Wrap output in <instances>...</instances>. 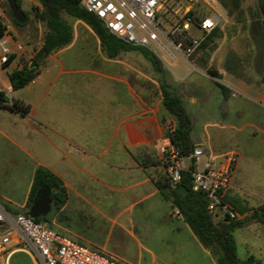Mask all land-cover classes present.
Masks as SVG:
<instances>
[{
	"label": "crops",
	"instance_id": "1",
	"mask_svg": "<svg viewBox=\"0 0 264 264\" xmlns=\"http://www.w3.org/2000/svg\"><path fill=\"white\" fill-rule=\"evenodd\" d=\"M0 16L8 26L0 40L15 51L10 61H0V91L9 103L0 106V169L4 168L3 158H8L3 174L11 183L9 188L0 185L1 205L29 213L34 173L43 165L63 179L68 192L67 202L52 217L50 227L79 244L108 253V240L122 233L143 254L162 261L170 257L183 260L192 251L211 255L157 187L154 178L162 166H144L133 154L137 148H145L160 155L165 112L161 99L146 98L150 95L148 83L159 78L182 98L192 119L195 147L207 146L213 151H206L216 156L228 152L226 147L238 153L233 187L227 191L249 208L264 205V197L251 200L255 195L249 193L245 176L264 168V156L255 150L256 144L264 142L263 85L249 83L223 65L213 66L204 54L190 61L183 57V63L178 56L168 57L163 59L161 71L138 48L111 55L97 33L82 21L81 31L74 28L73 42L51 53L26 86L14 89L9 74L26 62L34 63L42 47L44 26L36 23L38 30L31 39L25 31L30 19L25 25H15L5 0H0ZM19 42L25 46L23 52H16ZM79 42L82 49L74 51ZM122 52L135 55L126 60ZM141 61L147 71L140 69ZM210 67L220 77L211 75ZM15 100L29 110L11 108ZM209 127L215 128L218 139L211 136ZM242 138H246L244 142ZM244 143L249 144L250 152ZM223 217L215 214L218 221ZM19 252L12 254L11 262Z\"/></svg>",
	"mask_w": 264,
	"mask_h": 264
},
{
	"label": "built area",
	"instance_id": "2",
	"mask_svg": "<svg viewBox=\"0 0 264 264\" xmlns=\"http://www.w3.org/2000/svg\"><path fill=\"white\" fill-rule=\"evenodd\" d=\"M168 1L82 0L89 12L126 43L146 48L162 59L182 56L190 61L220 24L217 0H185L188 4L182 7L181 15L179 10L162 15L161 7ZM195 29L200 35L195 34ZM24 49L23 43L16 44V52ZM13 54L15 51L0 40V61L7 63ZM8 104L5 92L0 91V106ZM159 153L174 186L181 183L183 172L194 163L192 188L208 195L209 210L231 219L241 217L224 200L227 190L233 187L232 177L239 160L236 151L216 156L197 146L191 155L185 156L169 137H164ZM174 212L182 216L178 207H174ZM15 251L28 253L36 264H124L108 253L79 244L29 213L13 212L0 204V264H11Z\"/></svg>",
	"mask_w": 264,
	"mask_h": 264
},
{
	"label": "trees",
	"instance_id": "3",
	"mask_svg": "<svg viewBox=\"0 0 264 264\" xmlns=\"http://www.w3.org/2000/svg\"><path fill=\"white\" fill-rule=\"evenodd\" d=\"M39 1L40 5L33 8V14L35 20L41 22L44 26L42 47L33 59L35 66L30 67L26 62L22 68L15 69L9 74L14 89L26 86L39 74L41 67L46 65V58L51 53L73 42L74 26L65 15L87 23L100 37L102 46L109 54L115 55L121 49L130 47L138 48L143 50L149 60L154 63L156 69L161 71V62L153 52L143 47L130 45L118 38L105 26L100 18L86 9L82 0ZM218 1L229 12L240 8V0ZM17 2L22 7V0H17ZM258 3L260 13L257 18L261 20V26L259 27L257 21H255L253 27L255 31L264 33V0H258ZM5 5L15 25H25L30 19L28 12L24 10L25 16L23 21H18L14 17L7 0H5ZM7 32V24L0 20V39ZM217 33L218 29H215L204 41L202 47L212 41ZM223 68L249 83L264 86V71L262 73L259 71L261 73L259 77L247 74L246 66L233 51L227 53L223 62ZM209 73L215 77H220V73L215 67H210ZM148 88L150 89V95L146 96L147 100L161 99V106L165 112L161 117V123L165 129V137L171 139L182 155H191L195 149L191 135L192 119L186 110L182 98L162 78L158 79V84L149 82ZM2 94L4 95V93ZM11 108L22 109L24 112L29 110V106L21 104L18 100L13 101ZM169 122L172 123V126L169 125ZM133 154L144 166H162V171L154 178L157 187L165 198L172 202L174 207L179 208L184 221L190 226L201 244L213 255L216 264H246L251 262L263 264L260 260H256L254 256H250L246 260L238 257L234 233L245 225V219L242 220V218H246V214H249L248 219L264 224V205L249 208L242 203L239 196L232 194L231 191H227L224 200L238 210L242 217L231 219L228 215H224L220 221H217L215 213L211 212L208 208V195L203 191H195L192 188L191 171L196 167L194 163L190 165L189 170L183 172L181 183L178 186H174L160 155H152L145 148H137L133 151ZM180 185H185L189 191L186 194H181L179 191ZM44 187L51 190V211L54 208L59 209L67 202L68 192L63 179L48 167L40 165L35 170L29 192V207L32 206L39 190ZM46 217L47 215L40 216L36 220L44 221Z\"/></svg>",
	"mask_w": 264,
	"mask_h": 264
},
{
	"label": "rangeland",
	"instance_id": "4",
	"mask_svg": "<svg viewBox=\"0 0 264 264\" xmlns=\"http://www.w3.org/2000/svg\"><path fill=\"white\" fill-rule=\"evenodd\" d=\"M36 2L39 0H22V8L26 10L30 18V26L25 29L29 37L33 39L35 33L36 23L39 21L35 20L33 14V8L36 6ZM188 2L185 0H169L166 6L161 7L162 15L165 13H172V10H179L180 15L182 14L183 6H186ZM205 7V6H204ZM217 8L220 14V24L216 28L218 33L214 36L213 40L207 45L201 46L192 58L200 54L209 55L212 60L213 66H222L228 52H235L239 58L242 60L243 64L246 66V73L256 77L259 76L264 71V33H259L255 31L253 23L260 19L257 16L260 13V7L258 0H240V8L229 12L225 9L221 3L217 0ZM179 15V16H180ZM65 17L73 24L74 28L81 31L83 22L80 20H75L67 15ZM261 21V20H260ZM261 26V24H260ZM259 26V27H260ZM24 30V29H23ZM195 34L200 35V32L195 29ZM39 35V32H38ZM83 44L79 42L75 47V50L82 49ZM121 57L129 60L130 57L134 56L131 52H122ZM161 66L163 68V59L158 57ZM177 60L179 63H183V57L178 56ZM83 62V61H82ZM139 67L143 71H147V67L141 61ZM261 71V73H259ZM160 73L156 72V77ZM151 82V81H150ZM156 84L158 82L156 81ZM159 100V99H158ZM209 133L213 137H217V132L215 128L209 127ZM215 139V138H214ZM227 136L223 137L226 140ZM243 139L242 138V142ZM245 150L250 152V147L248 143L243 144ZM255 150L261 151L264 156V142L256 144ZM209 151L211 148L205 146ZM226 151L230 148L226 147ZM212 150V149H211ZM213 151V150H212ZM3 170L0 169V185L10 187L11 183L8 176L4 175L5 169L7 168L8 158H3ZM264 163V159L262 161ZM246 181L249 184V192L255 196H251L252 201H256L258 197H264V168L253 169L249 174L245 175ZM244 194V192L240 191ZM248 194V193H247ZM61 208V207H60ZM60 208H54L47 215L46 221L51 225L52 217L55 216ZM17 211L18 208H11ZM245 225L239 228L234 233L236 241V249L238 257L242 260L248 259L250 256H254L256 260H260L264 264V224L259 221L250 220L249 214H246ZM218 221L219 219L216 218ZM108 254L114 256L120 262L124 264H216L215 258L211 254H203L199 251H192L191 254L183 260H174L172 257L167 260H159V258L154 259L147 253L142 252L138 245L128 236L118 233L111 237L107 242ZM107 252V251H106ZM153 260L152 262H149ZM12 264H35L30 255L25 252L16 253L12 259ZM246 264H256L255 262Z\"/></svg>",
	"mask_w": 264,
	"mask_h": 264
},
{
	"label": "water",
	"instance_id": "5",
	"mask_svg": "<svg viewBox=\"0 0 264 264\" xmlns=\"http://www.w3.org/2000/svg\"><path fill=\"white\" fill-rule=\"evenodd\" d=\"M9 6L12 10L14 17L18 21H23L25 13L21 6H19L17 0H7ZM261 21H257V25L260 26ZM35 66V62L30 65V67ZM179 191L181 194H186L189 189L185 185L179 186ZM52 209V197L51 190L48 188H41L34 199L32 206L29 209V215L34 218H39L40 216H46L50 213Z\"/></svg>",
	"mask_w": 264,
	"mask_h": 264
}]
</instances>
